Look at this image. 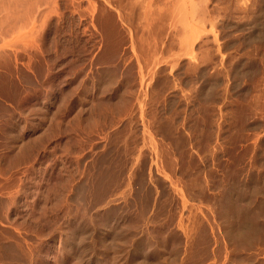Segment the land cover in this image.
I'll use <instances>...</instances> for the list:
<instances>
[{
  "label": "rangeland",
  "instance_id": "rangeland-1",
  "mask_svg": "<svg viewBox=\"0 0 264 264\" xmlns=\"http://www.w3.org/2000/svg\"><path fill=\"white\" fill-rule=\"evenodd\" d=\"M57 2L52 3L55 10L50 14V8L47 13L48 22L44 20L40 25L43 27L38 28L35 42L38 41L39 48L33 50L29 67L24 52L26 56L21 52L17 59L0 60V73L8 76L13 71L8 76L13 79L0 86L4 94L0 92V184L11 183L7 185L11 194L0 191V255L7 252L5 246L13 251L9 254H18L9 260L4 257L8 254L3 253L0 264H186L189 256L194 258L192 252L197 251V263L192 259L190 264H264V0H185L187 37L183 50L174 47L172 60L160 66L153 86L137 110H131L132 101L130 107L124 102V106L119 105L123 107L116 108L125 92V84L121 83L126 73L122 64L124 51L114 59H109L106 52L107 62L105 54V62L95 60L104 49L100 32L87 18L70 11L69 0ZM118 25L127 37L124 26ZM124 46L121 50L127 47ZM34 47L37 48L36 44ZM40 65L43 69L36 72ZM4 66L12 70L7 72ZM135 69L131 66L132 75ZM100 103H104V108ZM123 111H128V115L120 116ZM20 147L29 155L25 153L27 158L24 154V159L18 161ZM154 150L160 153L166 169L163 172L167 173L153 175L157 190H165L155 200L154 189L148 190L147 184L138 189V194L137 189L136 194L134 191L139 188L138 180L146 176L149 155ZM135 160L140 161L134 164ZM126 165L134 174L138 170L140 179L133 174L134 186L126 177ZM112 169L120 170L111 173ZM109 172L119 175L113 183L119 188L113 187L115 197L111 196V188L108 195L104 194L107 199L100 198L106 202L111 199L108 206L105 201L99 205V198L93 193L95 187L102 186L98 181L111 176ZM120 172H124L126 179L121 178ZM97 177L101 179L97 181ZM171 178L183 180L180 187L182 183L187 185L185 189L181 187L187 199L184 209L181 196L169 186ZM117 196L120 199L115 200ZM92 200L96 201L95 206ZM191 204L199 209V215ZM186 216L188 220H184ZM200 216L202 220L204 216L209 219L205 217V224H197L201 231L195 226L200 234L194 231L191 243L196 242L192 247L177 221L182 217L190 224L194 217L201 222ZM211 224H215L214 229ZM196 233L201 243L195 239ZM198 234L203 237L198 238ZM196 243L200 247L196 248ZM188 245L196 249L192 251ZM198 248L208 254H202ZM184 252L188 254L186 258ZM180 258L184 260L180 262Z\"/></svg>",
  "mask_w": 264,
  "mask_h": 264
},
{
  "label": "bare ground",
  "instance_id": "bare-ground-1",
  "mask_svg": "<svg viewBox=\"0 0 264 264\" xmlns=\"http://www.w3.org/2000/svg\"><path fill=\"white\" fill-rule=\"evenodd\" d=\"M68 1V0H67ZM57 2V0H0V60H2V58L4 59H6V57L7 58H11V57H13V58H15V59H17L18 58V55L22 52V55H24L23 54V52L27 55H24V56H26L27 58H29V59H27L28 60V62L26 61V65L29 67V65H30V62H29V60H30V58L33 56V50H35V49H38L39 48V43H38V41H37V43L35 42L36 40V37H37V33H38V28L39 27H43V26H40V25H43V24H41V23H44V20H45V23H46V21H47V15L49 14V12L51 11L50 10V8L52 7V5H54V4H52V3H56ZM58 3L59 2H57V4L56 5H58ZM70 5V11L71 12H73V13H77V14H79L82 18L83 17H85L84 19H86L87 18V20L89 21L88 23L94 28V29H98L97 31H99L100 32V34H101V37H102V39L104 40H102L103 42H104V49H102L103 50V52H101V55H99L98 57H99V59L97 58V59H95V60H100V62H102L101 60L103 59H105L104 58V54L107 52V53H109L110 54V58H109V55H108V57H106V55L107 54H105V57H106V62H107V60H108V58L109 59H114V58H117L118 56L117 55H119V57H120V54H121V52L122 51H124V53H123V61H122V64L124 65V67H125V72L126 73H124V75H125V77L124 78H121V83H123V85L125 84V89H124V91L125 92H123V94H122V96H120V102H121V104H118V107H116V108H119L120 106L119 105H123L124 106V102L127 104L126 106L128 107L129 105H130V101H132L131 102V110H132V108L134 109H136V108H139V106H140V108H141V103L143 102V101H145L144 100V96L147 94V91L153 86V84H154V81H155V79H156V75H157V72H158V70H159V68H160V66L162 65V66H165L164 64H168V63H170V61L172 60L171 59V55L173 54L171 51L172 50H174V47L176 46V48L178 47V50H183V47H184V44H185V41H186V35H187V30H186V26H185V11H186V3H185V0H69V2H68ZM54 7H56V6H54ZM54 7H53V9H52V11L50 12V14L55 10L54 9ZM48 13V14H47ZM120 22L121 24H122V27L123 28H125L124 30H126V33H127V37H124V36H126L125 34H123V32L121 31L122 29H121V27L119 28V25L118 24H120V23H117V22ZM48 22V21H47ZM89 25V26H90ZM121 26V25H120ZM45 27V26H44ZM90 29H91V27H90ZM42 30V29H41ZM122 32V33H121ZM44 34V33H43ZM124 35V36H123ZM42 41V40H41ZM40 41V42H41ZM101 41V42H102ZM35 44H36V46H37V48H35L34 46H35ZM98 44H99V42H98ZM125 44V46H127L126 48H122V50H121V46H123ZM124 46V47H125ZM40 48H41V45H40ZM102 48V47H101ZM42 49V48H41ZM40 49V50H41ZM43 50V49H42ZM46 50V49H45ZM121 51V52H120ZM38 52V51H37ZM120 52V53H119ZM119 53V54H118ZM35 54V53H34ZM36 54H38V53H36ZM41 54V53H40ZM20 56V55H19ZM36 56V55H35ZM34 56V57H35ZM111 56H112V58H111ZM115 56V57H114ZM117 56V57H116ZM25 57V58H26ZM114 57V58H113ZM94 60V61H95ZM105 60H104V62H105ZM122 60V59H121ZM4 61V60H3ZM6 61V64H7V61L8 60H5ZM92 61V60H91ZM41 63V62H40ZM55 63V62H54ZM57 63V62H56ZM98 63H99V61H98ZM103 63V62H102ZM25 64V63H24ZM23 64V65H24ZM93 64V63H92ZM101 64V63H100ZM2 65V64H1ZM8 65V64H7ZM33 65V64H32ZM45 65V64H44ZM49 65H51V64H49ZM48 65V66H49ZM70 65V64H69ZM3 66V65H2ZM15 66V65H14ZM35 66V65H34ZM131 66H135V72L136 73H133V75L135 74V76H133L132 74H131V72H130V68H131ZM5 67V66H4ZM37 67V66H36ZM5 68H7V67H5ZM38 68V67H37ZM40 68H42L41 67V65H40V67L38 68V71H36V72H39L40 71ZM45 68V67H44ZM52 68V67H51ZM3 69V68H2ZM14 69V68H13ZM43 69V68H42ZM9 70H12V69H10V67H9ZM8 70V68H7V72L9 71ZM34 70H37V69H34ZM47 70H49V69H47ZM46 70V71H47ZM53 70V69H52ZM44 71V70H43ZM65 71V70H64ZM76 71V70H75ZM10 72V71H9ZM12 72L13 71H11L10 73L12 74ZM14 72H15V70H14ZM59 72V71H58ZM10 73H8V76H10L9 74ZM73 73V72H72ZM71 73V74H72ZM75 73V72H74ZM77 73V72H76ZM79 73V72H78ZM1 75H0V83L2 84V85H0V86H4L5 85V83H7V80L8 79H10V78H12V75H11V77L9 78L6 74L7 73H0ZM30 74H31V72H30ZM42 74V73H41ZM41 74H39L40 76H41ZM46 74H47V72H46ZM84 74V73H83ZM14 75V74H13ZM33 75V74H32ZM69 75V74H68ZM76 75H78V74H76ZM43 76V75H42ZM70 76V75H69ZM68 76V77H69ZM123 76V75H122ZM31 77V76H30ZM65 77V76H64ZM79 77V76H78ZM84 77V76H83ZM16 78V77H15ZM51 78V77H50ZM75 78H77V76H75ZM13 79V78H12ZM47 79V78H46ZM45 79V80H46ZM78 79V78H77ZM76 79V80H77ZM120 79V78H119ZM35 80V79H34ZM70 80H71V78H70ZM83 80V79H82ZM87 80V79H86ZM42 81H43V79H42ZM74 81V80H73ZM72 81V82H73ZM79 81V80H78ZM12 82V81H11ZM47 82V81H46ZM117 82H119V81H117ZM13 83H15L14 81H13ZM69 83V82H68ZM81 83V82H80ZM85 83V82H84ZM4 84V85H3ZM9 85H10V82L8 83ZM12 84V83H11ZM16 84V83H15ZM15 84H13V85H15ZM78 84H79V82H78ZM83 84V83H82ZM41 85V84H40ZM84 85H86V84H84ZM122 85V86H123ZM78 86V85H77ZM80 86H81V84H80ZM10 87V86H9ZM74 87V86H73ZM79 87V86H78ZM77 87V88H78ZM85 87V86H84ZM93 87V86H92ZM117 87H120V85L119 86H117ZM2 87H0V89H1ZM51 88V87H50ZM8 89V88H7ZM12 89H13V87H12ZM49 89V88H48ZM59 89V88H58ZM70 89H71V87H70ZM9 90H10V88H9ZM35 90V89H34ZM44 90V89H43ZM69 90V89H68ZM73 90V89H72ZM72 90H70V92L72 91ZM116 90V89H115ZM63 91V90H62ZM86 91V90H85ZM104 91H107V90H104ZM117 91V90H116ZM0 92H1V94H2V90H0ZM10 92V91H9ZM60 92V91H59ZM111 92V91H110ZM109 92V93H110ZM4 93V92H3ZM12 93V92H11ZM13 93H15L14 91H13ZM66 93V92H65ZM72 93V92H71ZM115 93V92H114ZM122 93V92H121ZM67 94V93H66ZM69 94V93H68ZM68 94L66 95V96H68ZM102 94V93H101ZM107 94V93H106ZM116 94V93H115ZM118 94V93H117ZM3 96H4V94H2ZM6 95H8V94H6ZM13 95V94H12ZM62 95H64V94H62ZM62 95H60V96H62ZM73 95L75 96V93H73ZM78 95V94H77ZM10 96V95H9ZM65 96V97H66ZM99 96H101V95H99ZM114 96V95H113ZM28 97H29V95H28ZM106 97V96H105ZM108 97V96H107ZM112 97V96H111ZM25 98H26V96H25ZM48 98H51V97H48ZM69 98V97H68ZM24 99V98H23ZM62 99H64L63 98V96H62ZM70 99V98H69ZM96 99V98H95ZM109 99V98H108ZM111 99H113L114 100V98H111ZM118 99L119 98H117V101H118ZM8 100V99H7ZM10 100H12V99H10ZM46 100V99H45ZM54 100V99H53ZM60 100V99H59ZM66 99H64V101H65ZM103 100H105L104 98H103ZM103 100H102V102H103ZM113 100H111L112 102H113ZM123 100V101H122ZM20 101V100H19ZM49 101V100H48ZM73 101V100H72ZM108 101H110V100H108ZM118 101V102H119ZM59 102V101H58ZM61 102V101H60ZM67 102V101H66ZM98 102H99V99H98ZM101 102V103H102ZM105 102V101H104ZM123 102V103H122ZM17 103H18V101H17ZM21 103V102H20ZM100 103V104H101ZM108 103V102H107ZM110 103V102H109ZM114 103V102H113ZM19 104V103H18ZM63 104H64V102H63ZM66 104H68V103H66ZM70 104H71V102H70ZM104 104V103H103ZM103 104H101V107H103L102 105ZM106 104V103H105ZM114 105V104H113ZM17 106V105H16ZM20 106V105H19ZM62 107L64 106V105H61ZM106 106V105H105ZM107 106H108V104H107ZM106 106V107H107ZM110 106H112V105H109V107ZM115 106V105H114ZM113 106V107H114ZM117 106V105H116ZM123 106H121V107H123ZM125 106V107H126ZM70 107V106H69ZM120 107V108H121ZM130 107V106H129ZM104 108V107H103ZM139 108V109H140ZM31 109V108H30ZM110 109H111V107H110ZM130 109V108H129ZM19 110V109H18ZM17 110V111H18ZM102 110V109H101ZM118 110H120V109H118ZM124 110H127L126 108L124 109ZM137 110V109H136ZM106 111V110H105ZM120 111H122V110H120ZM15 112V111H14ZM19 112V111H18ZM115 112V111H114ZM113 112V113H114ZM132 112V111H131ZM131 112H130V115H131ZM118 113V112H117ZM121 113V112H120ZM119 113V114H120ZM123 113V114H122ZM121 114H120V116H122L123 117V115H124V111L122 112ZM141 113V112H140ZM17 114H19V113H17ZM99 114V113H98ZM101 114V113H100ZM103 114V113H102ZM125 114H127L128 115V111H127V113H125ZM21 115H23V114H21ZM107 116H109V115H107ZM119 116V115H118ZM119 116V117H120ZM101 117H102V115H101ZM100 117V118H101ZM117 117V116H116ZM118 117V118H119ZM124 117H126V116H124ZM129 117V116H128ZM132 117V116H131ZM130 118V117H129ZM108 119V118H107ZM109 119H111V118H109ZM113 119V118H112ZM117 119V118H116ZM121 119V118H120ZM126 119H128V118H126ZM141 119H142V117H141ZM105 120V119H104ZM122 120V119H121ZM120 120V121H121ZM19 121V120H18ZM113 121V120H112ZM128 121V120H127ZM131 121V120H130ZM142 121V120H141ZM146 121V120H145ZM108 122V121H107ZM115 123L117 122V121H114ZM113 122V123H114ZM110 123V122H109ZM118 123H120V122H118ZM123 123V122H122ZM129 123V122H128ZM146 123H147V121H146ZM6 124H7V122H6ZM18 124V123H17ZM20 124V123H19ZM125 124H127V123H125ZM4 125V124H3ZM110 125V124H109ZM109 125H107V126H109ZM124 125V124H123ZM5 126V125H4ZM114 126H115V124H114ZM146 126V125H145ZM12 127V126H11ZM21 127V126H20ZM127 127V126H126ZM128 128V127H127ZM143 128H144V125H143ZM108 129V128H107ZM148 129V128H147ZM21 130V129H20ZM119 130V129H118ZM121 130V129H120ZM125 130H126V128H125ZM149 130V129H148ZM114 131V130H113ZM144 131V130H143ZM110 132V131H109ZM123 132V131H122ZM127 132V131H126ZM19 133V132H18ZM108 133V132H107ZM146 133V132H145ZM118 133H116V135H117ZM126 134V133H125ZM149 134V133H148ZM3 135V134H2ZM15 134H13V136H14ZM17 135V134H16ZM19 136V135H18ZM110 137V136H109ZM115 137V136H114ZM117 137H118V135H117ZM116 137V138H117ZM13 138V137H12ZM40 138V137H39ZM107 139V138H106ZM109 139V138H108ZM112 139V138H111ZM105 141V140H104ZM152 143H154L153 141H152ZM36 144V143H35ZM112 144V143H111ZM114 144V143H113ZM157 144V143H156ZM24 145V144H23ZM27 145V144H26ZM29 145H31V144H29ZM116 145V144H115ZM118 145V144H117ZM120 145V144H119ZM160 145V144H159ZM9 146V145H8ZM39 146V145H38ZM138 146H140V145H138ZM153 146V145H152ZM11 147V146H10ZM22 147V146H21ZM20 147V149H22ZM26 146H24V149L25 150H28V147H27V149L25 148ZM110 147V146H109ZM112 147V146H111ZM141 147V146H140ZM142 147H143V145H142ZM147 147H148V145H147ZM8 148V147H7ZM30 148V147H29ZM32 148H34V147H32ZM106 148V147H105ZM108 148V147H107ZM113 148H114V145H113ZM155 148H157V146L155 147ZM164 148V147H163ZM19 149V150H20ZM110 149V148H109ZM121 149V148H120ZM138 149V148H137ZM159 149V148H158ZM160 149H162V148H160ZM112 150V149H111ZM140 150V149H139ZM147 150V149H146ZM149 150V149H148ZM147 150V151H148ZM22 152H17V153H19V154H17V160L19 161V159H24V154L26 153H29L28 151L26 152V151H24L23 149L21 150ZM104 151H106V150H104ZM110 151V150H109ZM138 151V150H137ZM158 151V150H157ZM157 151H155L154 150V152H151L150 154L151 155H149L150 157H149V162H147L148 163V167L146 166V170H147V172H146V176H142L141 174H139V175H141L142 176V178H141V180H138V181H136V179H137V171L135 172V174H134V172H133V170L131 171V169L132 168H130V167H128L127 165V168H129V170H127V168H126V171H127V173H126V171H124L125 170V168H123L122 169V171H124L127 175H126V177H127V179H128V181H131L132 183H131V185L132 186H134V184H135V182H134V176H133V174L136 176V179H135V181L136 182H138L139 183V188H134V187H131V189H133L134 188V191L136 190L137 191V194H138V189H143V187H145L146 186V184L147 185H149V189L148 190H150V187L151 188H153L154 190L152 191L153 192V196H154V200H155V197L157 196H160V195H157V194H160L161 192H164L165 190L163 189V191H161V192H159V190H157V187L156 186H154V182H155V179H153V175H155V173H157V174H159L160 172H162L163 174H164V176H167V173L165 174L164 172H163V169H164V167L162 166V163L161 162H163L162 161V158H161V156H160V153L159 152H157ZM123 152V151H122ZM149 152H150V150H149ZM161 152V151H160ZM32 152H30V154H31ZM107 153V152H106ZM121 153V152H120ZM119 153V154H120ZM140 153V152H139ZM143 153V152H142ZM145 153V152H144ZM168 153V152H167ZM25 154V155H26ZM149 154V153H148ZM27 155H29V154H27ZM27 155H26V158H27ZM101 155H102V153H101ZM112 155V154H111ZM163 155V154H162ZM166 155H168V154H166ZM103 156V155H102ZM101 156V157H102ZM106 156V155H105ZM114 156V155H113ZM112 156V157H113ZM136 156V155H135ZM164 156V155H163ZM15 157V158H16ZM29 157V156H28ZM31 157V156H30ZM13 158V157H12ZM100 158V157H99ZM105 158V157H104ZM106 158H109V156L108 157H106ZM140 158V157H139ZM138 158V159H139ZM163 158H165V157H163ZM32 159H33V157H32ZM110 159V158H109ZM134 159V158H133ZM145 159V158H144ZM166 159V158H165ZM164 159V160H165ZM29 160V159H28ZM95 160H97L96 158H95ZM99 160V159H98ZM131 160V159H130ZM143 160V159H142ZM169 160V159H168ZM25 161H27V160H25ZM106 161H108V160H106ZM136 161L137 160H135V163L134 164H136ZM140 161V160H139ZM139 161H137V163L139 162ZM170 161V160H169ZM12 162V161H11ZM99 162V161H98ZM111 162V161H110ZM114 162V161H113ZM146 162V161H145ZM144 162V163H145ZM22 163H23V161H22ZM30 163V162H29ZM103 163V162H102ZM124 163H126V162H124ZM161 163V164H160ZM170 163H171V161H170ZM15 164H17V163H15ZM15 164H13V165H15ZM24 164H25V162H24ZM105 164V163H104ZM119 164V163H118ZM132 164V163H131ZM130 164V165H131ZM173 164V163H172ZM11 165H12V163H11ZM19 165V164H18ZM29 165V164H28ZM101 165H103V164H101ZM112 165V164H111ZM121 165V164H120ZM165 165V164H164ZM168 165V164H167ZM170 165V164H169ZM91 166V165H90ZM94 166H95V164H94ZM93 166V167H94ZM104 166V165H103ZM110 166V165H109ZM143 166H144V164H143ZM171 166V165H170ZM13 167V166H12ZM15 167V166H14ZM105 167V166H104ZM120 167V166H119ZM131 167H132V165H131ZM134 167V166H133ZM136 167V166H135ZM1 168H3V167H1ZM1 168H0V170H1ZM141 168V167H140ZM23 169V168H22ZM90 169V168H89ZM100 169V168H99ZM111 169V168H110ZM117 169H118V167H117ZM117 169H112V171L113 170H117ZM121 169V168H120ZM119 169V170H120ZM135 169V168H134ZM173 169V168H172ZM24 170H25V168H24ZM98 170V169H97ZM119 170H117L116 171V173L119 171ZM142 170V169H141ZM143 170H145V167H143ZM164 170H166V169H164ZM168 170V169H167ZM6 171V170H5ZM9 171V170H8ZM7 171V172H8ZM16 171V170H15ZM17 171H18V169H17ZM91 171V170H90ZM96 171V170H95ZM102 171V170H101ZM109 171V170H108ZM111 171V170H110ZM115 171H113V172H111V173H114ZM172 171V170H171ZM124 172H120L121 173V175L122 174H124ZM1 173V172H0ZM23 173V172H22ZM86 173V172H85ZM101 173V172H100ZM106 173V172H105ZM110 173V172H109ZM109 173H108V175H109ZM110 173V174H111ZM154 173V174H153ZM171 173V172H170ZM169 173V174H170ZM4 174V173H3ZM88 174V173H87ZM90 174V173H89ZM95 174V173H94ZM161 174V173H160ZM172 174V173H171ZM175 174V173H174ZM173 174V175H174ZM17 175V174H16ZM15 175V176H16ZM22 175V174H21ZM85 175V174H84ZM92 175V174H91ZM107 175V176H108ZM118 175V174H117ZM117 175H112L111 174V176L109 175L108 176V178L106 177H104V179L106 180L107 179V181H105V180H100V179H98V177H97V181L98 180H100V181H98V182H100V183H102L101 185V188H98V187H95V188H97L95 191H94V189H92L93 191H94V195H96V197H98L99 198V200L97 199V201L98 202H100V201H102V203L107 199V196L106 195H108V193H110V192H108V190L109 189H111V191L113 190V187H115V189L114 190H116V189H118L119 188V185H116V186H118V188L116 187V186H114L115 184H113V183H116L115 181H118L117 180ZM98 176V175H97ZM100 176V175H99ZM105 176V175H104ZM123 176L125 177V175H122V179H123ZM157 176V175H156ZM160 176V175H159ZM158 176V177H159ZM88 177V176H87ZM86 177V178H87ZM96 177V176H95ZM100 177H102V179H103V175L102 176H100ZM118 177H119V175H118ZM126 177H125V179H126ZM173 177V176H172ZM174 177H176L175 175H174ZM16 178V177H15ZM14 178V180H16ZM121 178L119 179V180H121ZM138 178L140 179V177L138 176ZM155 178V177H154ZM165 178H167V177H165ZM178 178V177H177ZM177 178H175V179H170L169 180V186H170V188L172 189V191H174V194H178L179 196H181L180 198H181V202H182V204H185L186 202H187V199L185 198V196L183 195L184 193L182 192V189L184 188H186L185 186H187V185H185V186H183L184 184L182 183V186H183V188L181 189V187H180V182L181 181H183V180H181L180 182H179V180H177ZM21 179V178H20ZM93 179V178H92ZM160 179V178H159ZM5 180V179H4ZM6 180H8L7 178H6ZM88 180V179H87ZM161 180V179H160ZM3 180H1V182H2ZM68 181V180H67ZM66 181V182H67ZM83 181V180H82ZM101 181H104V182H101ZM123 181V180H122ZM126 181V180H125ZM124 181V182H125ZM125 182L126 184H128L129 182ZM163 181V180H162ZM89 182H90V180H89ZM95 183H94V186L96 185L97 186V182H96V180L94 181ZM123 182V183H124ZM161 182V181H160ZM168 182V181H167ZM8 183L9 182H6V181H4L2 184H0V191L2 192V193H4V191H6L7 192V195L8 194H11V191L8 189V187H7V185H8ZM79 183V182H78ZM84 183V182H83ZM119 183V182H118ZM117 183V184H118ZM122 182L120 181V184H121ZM134 183V184H133ZM9 184H11V183H9ZM75 184H77V183H75ZM92 183H90L88 186H90ZM112 184H113V186H112ZM159 184V183H158ZM187 184V183H186ZM13 185V184H12ZM83 185H85V184H83ZM100 185V184H99ZM129 186H130V184H128ZM126 186L127 188L129 187V186ZM162 185V184H161ZM9 186V185H8ZM11 186V185H10ZM93 186V185H92ZM92 186H91V188H92ZM111 186V187H110ZM122 186V185H121ZM125 186V184H123V186H122V189H123V187ZM163 186V185H162ZM12 187V186H11ZM16 187V186H15ZM17 187H18V185H17ZM83 187H85V186H83ZM110 187V188H109ZM125 187V188H126ZM148 187V186H147ZM10 188V187H9ZM78 188H80V187H78ZM89 188L90 187H88L87 189H88V191L90 192V190H89ZM90 188V189H91ZM121 188V187H120ZM7 189L9 190V191H7ZM11 189V188H10ZM87 189H86V191H87ZM121 189V190H122ZM130 189V188H129ZM129 189H127V190H129ZM166 189V188H165ZM169 189V188H168ZM187 189H188V187H187ZM76 190H77V188H76ZM83 190V189H82ZM85 190V189H84ZM114 190H113V192H114ZM120 190V189H119ZM125 190V189H124ZM146 190V189H145ZM189 190V189H188ZM87 191V192H88ZM118 191V190H117ZM123 191V190H122ZM136 191H135V194H136ZM184 192L186 191V190H183ZM190 191V190H189ZM79 192V191H78ZM82 192V191H81ZM88 192V193H89ZM92 192V191H91ZM116 192V191H115ZM115 192H114V194L113 195H111V196H114L115 195ZM121 192V191H120ZM120 192L118 191L117 193L120 195ZM129 192L131 193V190H129ZM149 192V191H148ZM167 192V191H166ZM169 192V191H168ZM87 193V194H88ZM116 193V194H117ZM124 193H127V192H124ZM139 193H141V190H140V192ZM6 194V193H5ZM17 194V193H16ZM81 194V193H80ZM92 194V193H91ZM104 194H106V195H104ZM117 194V195H118ZM162 194V193H161ZM172 194V193H171ZM185 194H187V193H185ZM82 195V194H81ZM121 195H123V193H121ZM120 195V196H121ZM127 195H128V193H127ZM133 195V194H132ZM150 195V194H149ZM9 196H11V195H9ZM15 196V195H14ZM102 196H106V199L105 200H100V198H102ZM110 196V195H109ZM108 196V198L110 199L111 198V196L109 197ZM130 196V195H129ZM134 197L136 196V195H133ZM132 196V197H133ZM145 196V195H144ZM179 196H177V197H179ZM183 196H184V198H183ZM187 196V195H186ZM189 196H191L190 194H189ZM18 197V196H17ZM82 197V196H81ZM88 197H90V195L88 194ZM115 197V196H114ZM113 197V198H114ZM123 197H125V196H123ZM127 197V196H126ZM126 197H125V199H126ZM137 197V196H136ZM135 197V198H136ZM146 197V196H145ZM149 197V196H148ZM166 197V196H165ZM129 198V197H128ZM131 198V197H130ZM151 198H152V196H150L149 197V200L151 201ZM170 198V197H169ZM12 199H13V196H12ZM11 199V200H12ZM91 199H93V198H91ZM104 199V198H103ZM115 199V198H114ZM118 199H120V197H118L117 196V198L115 199V200H118ZM124 199V198H123ZM137 199V198H136ZM147 199V198H146ZM164 199H167V198H164ZM170 199H172V198H170ZM3 200V199H2ZM89 200V199H88ZM168 200V199H167ZM185 200H186V202H185ZM14 201H16V200H14ZM110 201H111V199H110ZM110 201H108V202H106L105 201V203L107 204V206L109 205L108 203L110 202ZM113 201V200H112ZM158 201V200H157ZM156 201V202H157ZM184 201V202H183ZM188 201H190V198H189V200ZM8 202V201H7ZM11 202V201H10ZM90 202V201H89ZM92 202H93V200H92ZM92 202L91 203H88V204H92ZM95 202L96 201H94L93 203H94V206H95ZM128 202V201H127ZM138 202V201H137ZM147 203H148V200L146 201ZM153 204H155L153 201H151ZM159 202V201H158ZM161 202V201H160ZM171 202H172V200H171ZM1 203V202H0ZM4 203V202H3ZM12 203V202H11ZM15 203V202H14ZM104 203V204H105ZM114 203V202H113ZM116 203V202H115ZM146 203V204H147ZM179 203V202H178ZM2 204V203H1ZM0 204V205H1ZM86 204V203H85ZM101 204V202L99 203V205ZM103 204V205H104ZM106 204H105V206H106ZM121 204V203H120ZM142 204H143V202H142ZM148 204H150V203H148ZM147 204V205H148ZM156 204H158V203H156ZM161 204V203H160ZM160 204H159V207H162V205L160 206ZM164 204V203H163ZM167 204V203H166ZM3 205H8V206H10L9 204H3ZM2 205V206H3ZM17 205V204H16ZM58 205V204H57ZM96 205H98V204H96ZM98 205V206H99ZM102 205V204H101ZM134 205V204H133ZM137 205H139V204H137ZM145 205V204H144ZM190 205V204H189ZM194 205V204H193ZM98 206L96 207L97 209H98ZM104 206V207H105ZM112 207H113V205H111ZM149 206V205H148ZM155 206V205H154ZM154 206H152V207H154ZM178 206V205H177ZM181 206V205H180ZM185 206H186V204L184 205V207L182 208V209H184L185 208ZM187 206H188V204H187ZM191 206H192V204H191ZM191 206H189V207H191ZM196 205H194V206H192V207H195ZM4 207H6V206H4ZM69 207V206H68ZM71 207V206H70ZM100 207V206H99ZM104 207H102L103 209H104ZM111 207V208H112ZM134 207V206H133ZM136 207V206H135ZM151 206H149V208H150ZM156 207V206H155ZM165 207V206H164ZM163 207V208H164ZM182 207V206H181ZM7 208V207H6ZM87 208V207H86ZM107 208V207H106ZM105 208V209H106ZM115 208V207H114ZM138 208V207H137ZM147 208V207H146ZM157 208V207H156ZM162 208V209H163ZM180 208V207H179ZM198 208V207H197ZM90 209V208H89ZM95 209V208H94ZM97 209H95L96 211H97ZM108 209H109V207H108ZM177 209V208H176ZM181 209V208H180ZM188 209V208H187ZM187 209H186V211H187ZM194 209H196V207L195 208H193V210ZM3 210V209H2ZM9 210V209H8ZM72 210V209H71ZM95 210H93V211H95ZM101 210V209H100ZM140 210V209H139ZM149 210V209H148ZM157 210H158V208H157ZM193 210H192V212H193ZM197 210H199V209H196V212H197ZM95 211V212H96ZM107 211V210H106ZM180 211H182V210H178V212H180ZM185 211V210H184ZM189 211H191V208H189ZM200 211H202V210H200ZM4 212H5V210H4ZM108 212V211H107ZM152 212V211H151ZM192 212H191V214H192ZM196 212H194L195 214H196ZM99 213V212H98ZM147 213V212H146ZM161 213V212H160ZM187 214H188V212H186ZM186 213L184 212V214L186 215ZM201 214V216L202 215H204V214H202V212H200ZM10 214V213H9ZM38 214H39V212H38ZM88 214V213H87ZM108 214V213H107ZM110 214V213H109ZM140 214V213H139ZM144 214V213H143ZM158 214H159V212H158ZM181 214V213H180ZM190 213H189V215L192 217V215H191ZM197 214H198V212H197ZM6 215V214H5ZM8 215V214H7ZM18 215V214H17ZM32 215V214H31ZM34 215H36V214H34ZM91 215V214H90ZM149 215V214H148ZM147 215V216H148ZM178 215H179V213H178ZM185 215L183 216V217H185ZM188 215V216H189ZM194 215V214H193ZM199 215V214H198ZM197 215V216H198ZM142 216V215H141ZM155 216V215H154ZM158 216V215H157ZM174 216H176V215H174ZM196 216V217H197ZM201 216L199 217L200 218V220H202V218H201ZM7 217V216H6ZM179 217V216H178ZM187 217V216H186ZM205 217L206 216H204L203 217V219L204 220H206L207 219V217H206V219H205ZM132 218H133V216H132ZM1 219V218H0ZM134 219V218H133ZM141 219V218H140ZM150 219V218H149ZM189 219V217H187V219H184V220H188ZM209 219V218H208ZM207 219V220H208ZM12 220V219H11ZM130 220V219H129ZM154 220H156L155 218H154ZM158 220V219H157ZM167 220V219H166ZM184 220L182 219V217H180L179 219H178V221H177V225H179V227H181L182 228V230H183V233H184V235L186 236V242L188 241H190L189 243H190V245H192V247H193V244L196 242L194 239V243L192 244L191 242H193V241H191L192 240V236H193V233H194V231L196 232L199 228H200V226L198 227V225L197 224H200V223H202L204 220H202L201 222L199 221V219H197V218H191V220L192 221H190L191 223L190 224H186L185 222H184ZM6 221V220H5ZM142 221V220H141ZM144 221V220H143ZM169 221V220H168ZM167 221V222H168ZM211 221V220H210ZM209 221V222H210ZM2 222V221H1ZM13 222V221H12ZM108 222V221H107ZM114 222V221H113ZM117 222V221H116ZM145 222H146V220H145ZM188 222V221H187ZM205 222V221H204ZM203 222V223H204ZM209 222L208 221H206V224H209ZM3 223V222H2ZM10 223V222H9ZM111 223V222H110ZM144 223V222H143ZM212 223V222H211ZM115 224V223H114ZM167 224V223H166ZM205 224V223H204ZM204 224H202L201 225V228H202V226H204ZM213 224V223H212ZM211 224V225H212ZM227 224V223H226ZM228 224H229V222H228ZM4 225V224H3ZM16 225V224H15ZM106 225V224H105ZM124 225V224H123ZM136 225V224H135ZM145 225V224H144ZM211 225H210V227H211ZM215 225V224H214ZM214 225H212V227L214 226ZM13 226V225H12ZM17 226V225H16ZM198 227V229L197 230H194L196 227ZM229 226V225H228ZM15 227V226H14ZM18 227V226H17ZM127 227V226H126ZM207 227V226H206ZM231 227V226H230ZM3 228V227H2ZM180 228V229H181ZM228 228V227H227ZM15 229V228H14ZM203 229V228H202ZM205 229V228H204ZM213 229H214V227H213ZM7 230V229H6ZM18 230V229H17ZM206 230V229H205ZM211 230V231H210ZM210 230H208V231H206V233L207 232H212V229L210 228ZM232 230V229H231ZM181 231V230H180ZM198 231H201V229H199ZM197 231V232H198ZM19 232V231H18ZM147 232V231H146ZM203 232V231H202ZM205 232V231H204ZM5 233V232H4ZM199 234H200V232H198ZM14 234H16V233H14ZM18 234V233H17ZM38 234V233H37ZM111 234V233H110ZM198 234V235H199ZM208 234V233H207ZM213 234H214V232H213ZM5 235V234H4ZM13 235V234H12ZM12 235H10V236H12ZM19 235V234H18ZM182 235V234H181ZM183 235V236H184ZM194 235H196V237H195V239L197 238V233L196 234H194ZM201 235H202V233H201ZM201 235H199V237L198 238H200V237H203V236H201ZM15 236V235H14ZM35 237V236H34ZM69 237V236H68ZM194 237V236H193ZM206 237V236H205ZM15 238V237H14ZM20 238V237H19ZM23 238V237H22ZM21 238V239H22ZM39 238V237H38ZM207 238V237H206ZM4 239V238H3ZM27 239V238H26ZM181 239H183L182 237H181ZM185 239V238H184ZM208 239V238H207ZM216 239V238H215ZM2 240V239H1ZM25 240V239H24ZM23 240V241H24ZM196 240H198L197 242H199V239H196ZM201 240V239H200ZM10 241V240H9ZM16 241H18V240H16ZM26 241H28V240H26ZM201 241H204V240H201ZM3 242V241H2ZM1 242V243H2ZM205 242V241H204ZM9 243V242H8ZM13 243V242H12ZM19 243V242H18ZM26 243V242H25ZM184 243V242H183ZM199 243H201V242H199ZM215 243V242H214ZM4 244V243H3ZM74 244V243H73ZM80 244H82V243H80ZM196 244H198V243H196ZM205 244H206V242H205ZM204 244V245H205ZM184 245H185V243H184ZM184 245H183V247H184ZM199 245V244H198ZM3 246V245H2ZM14 246V245H13ZM18 246V245H17ZM24 246V245H23ZM189 246V245H188ZM187 246V247H188ZM208 246H209V244H208ZM21 247V246H20ZM195 247L197 248V247H200V245L199 246H196L195 245ZM205 247V246H204ZM4 248H6V251L7 252H3V253H7L8 255H3V253H1V255L2 256H4V257H8V259H9V257H10V259L12 258L11 256L12 255H14V254H12L13 253V251H9V250H7L8 249V247L7 246H5ZM10 249H11V247H9ZM189 248H191V246H189ZM195 248V249H196ZM20 249V248H19ZM187 251L189 250L190 251V253H191V250L190 249H188V248H185ZM184 249V250H185ZM192 249V251L193 250H195L194 248H191ZM2 250V249H1ZM5 250V249H4ZM185 250V251H186ZM198 250H200V248H198ZM207 250H209L208 248H207ZM8 251L9 252H12L11 254H9L8 253ZM15 251V250H14ZM21 251V250H20ZM183 251V250H182ZM186 251V253H188ZM197 251V250H196ZM200 251H202L201 253L202 254H204L206 251H205V249H201ZM214 251H215V249H214ZM204 252V253H203ZM17 253V252H16ZM15 253V254H16ZM18 253H19V251H18ZM183 253V252H182ZM198 253V254H197ZM197 256H196V254L195 253H193L192 252V256L195 258L196 257V259H197V257L199 256V253L200 252H198L197 251ZM207 254H208V252H206ZM214 253V252H213ZM194 254H195V256H194ZM212 254V253H211ZM211 254H209V255H211ZM1 255H0V257H1ZM17 255L18 254H16V255H14L13 257H17ZM20 255H21V253H20ZM25 255V254H24ZM182 255H185V258H186V255H188V254H185V252H184V254H182ZM181 255V256H182ZM189 255H191V254H189ZM202 256V255H201ZM207 256V255H206ZM19 257V256H18ZM32 257V256H31ZM183 257V256H182ZM190 257V260H192V259H194V258H191V256H189ZM189 257H187V259L189 258ZM214 257V256H213ZM22 258V257H21ZM20 258V259H21ZM205 258V257H204ZM0 259H2L3 260V258H0ZM9 259V260H10ZM14 259V258H13ZM13 259H11V260H13ZM213 259H215V258H212V261H213ZM4 260H5V258H4ZM7 260V259H6ZM24 260H25V258H24ZM23 260V261H24ZM181 260H184V258H180V262H181ZM190 260H186L187 261V263L186 264H188L189 263V261ZM202 260H204V259H202ZM15 261V260H14ZM18 261V260H17ZM26 261H27V259H26ZM186 261H184V262H186ZM192 261H196L195 259L194 260H192ZM200 261H201V259H200ZM211 261V262H212ZM183 262V261H182ZM194 262H191V263H193V264H195V263H197V261L194 263ZM198 262H199V260H198ZM215 262V260L213 261V263ZM106 263V262H105ZM107 264V263H106ZM161 264V263H160ZM185 264V263H184ZM190 264V263H189ZM209 264H210V262H209Z\"/></svg>",
  "mask_w": 264,
  "mask_h": 264
}]
</instances>
